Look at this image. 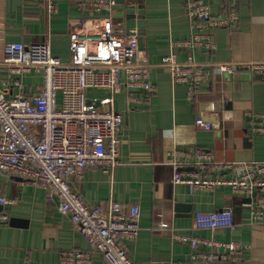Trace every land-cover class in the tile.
I'll return each instance as SVG.
<instances>
[{
  "label": "crops",
  "instance_id": "crops-1",
  "mask_svg": "<svg viewBox=\"0 0 264 264\" xmlns=\"http://www.w3.org/2000/svg\"><path fill=\"white\" fill-rule=\"evenodd\" d=\"M77 0H61L58 13L48 18L44 4L37 0H0V61L9 43L27 44L48 41L52 54L63 62L70 60V32L95 36L103 15L89 16L90 29L76 9ZM143 5L145 28L141 55L151 65L155 92L120 90L113 107L124 114L121 131V164L114 173L92 167L74 187L90 206L107 207L114 200L140 208L141 232L130 242V256L136 264H206L192 259L190 246L174 240V233L221 240L237 239L250 246L245 264H264V224L251 222L254 195H234L228 186L194 194L186 184H173L169 152L177 156L184 171L193 168L197 154H213L221 162H264V134L250 129L247 112L264 115V81L249 72L235 75L214 74L203 83L193 100L184 84H174L163 59L175 53L179 64L192 55L195 63L264 61V0H239L236 29L213 28L209 32L216 48L186 49L176 42L190 40L196 30L187 16V0H135ZM226 0H209L211 13H223ZM115 14V13H114ZM88 25V24H87ZM139 30V28H137ZM27 92H34L42 76L23 77ZM90 99L110 98V92H86ZM104 104V109L111 108ZM198 118L213 125L199 127ZM191 158H190V156ZM0 195L18 203L3 208L8 223H0V264H60L63 251L83 250L90 246L70 218L56 204L46 200V191L23 182L19 177L0 172ZM231 207L235 229L211 231L195 228L197 211L216 212ZM163 223L168 229L160 228ZM94 264H107L95 254Z\"/></svg>",
  "mask_w": 264,
  "mask_h": 264
},
{
  "label": "built area",
  "instance_id": "built-area-1",
  "mask_svg": "<svg viewBox=\"0 0 264 264\" xmlns=\"http://www.w3.org/2000/svg\"><path fill=\"white\" fill-rule=\"evenodd\" d=\"M44 4L48 18L58 13L61 0H37ZM76 9L90 29L89 16L103 15L95 36L70 32V60L63 62L52 54L48 41L14 42L5 46L0 61V172L19 177L23 182L44 189L46 200L56 204L67 215L90 249L67 250L61 253L60 264H94L101 254L107 264H136L130 256L129 244L141 232L140 208L125 206L112 200L107 207L90 206L76 190L74 183L85 178L92 167L114 173L121 164L120 146L124 114L114 109V95L122 89L155 92L151 81V65L141 55L139 30L128 33L122 21L114 17L116 0H77ZM187 16L196 30L185 42H176L186 49H215L209 32L213 28L236 29L239 0H226L223 13L213 16L209 0H187ZM88 24V25H87ZM174 84L187 87L193 100L204 82L214 74L235 75L249 72L264 81V61L244 63L197 64L193 56L179 64L171 53L163 59ZM38 74L43 82L34 92H27L23 77ZM99 89L110 92V98L90 99L86 92ZM111 105L104 109L103 105ZM250 129L264 134V115L247 112ZM196 124L207 130L213 125L204 118ZM181 152H169L173 167V184H186L192 194L214 191L228 186L237 196L254 195L250 208L251 222L264 224V162H221L213 154H197L193 168L184 171L177 160ZM190 156V155H189ZM191 158V156H190ZM18 203L0 195L3 208ZM8 211H0V223H8ZM198 230L235 229L234 212L227 207L216 212L194 214ZM171 226L160 225L162 229ZM174 240L190 246L192 259L206 264H245L250 246L237 239L221 240L174 233Z\"/></svg>",
  "mask_w": 264,
  "mask_h": 264
},
{
  "label": "water",
  "instance_id": "water-1",
  "mask_svg": "<svg viewBox=\"0 0 264 264\" xmlns=\"http://www.w3.org/2000/svg\"><path fill=\"white\" fill-rule=\"evenodd\" d=\"M113 10L114 17L124 23L128 33L135 28H139L140 50H144L145 15L143 5H137L135 0H116V6Z\"/></svg>",
  "mask_w": 264,
  "mask_h": 264
},
{
  "label": "rangeland",
  "instance_id": "rangeland-1",
  "mask_svg": "<svg viewBox=\"0 0 264 264\" xmlns=\"http://www.w3.org/2000/svg\"><path fill=\"white\" fill-rule=\"evenodd\" d=\"M90 91H91L92 94H94V96L97 95L96 93H100V92H101V90H99V89H92V90H90ZM102 91H103V90H102Z\"/></svg>",
  "mask_w": 264,
  "mask_h": 264
}]
</instances>
